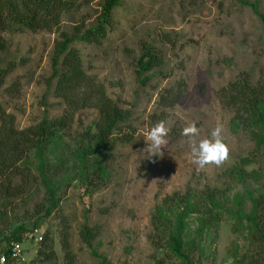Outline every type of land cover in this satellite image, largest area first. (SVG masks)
<instances>
[{
    "label": "rangeland",
    "instance_id": "374dc122",
    "mask_svg": "<svg viewBox=\"0 0 264 264\" xmlns=\"http://www.w3.org/2000/svg\"><path fill=\"white\" fill-rule=\"evenodd\" d=\"M71 1L59 31L9 28L0 32L4 43L0 69L8 71L0 103L18 129L36 126L45 117L62 116L65 110L62 99L46 95L55 42L61 32L72 35L96 23L104 0ZM241 1L257 2L264 14V0H122L102 44L74 43L88 75L123 109L132 111L133 133L128 141L121 139L123 133L110 140L108 178L97 181L89 193L78 182L64 188L59 194L60 207L48 218L43 217L46 193L31 158L32 172L14 180L19 194L6 208L5 195L0 192V232L8 223L11 230L26 226L29 234L50 232L57 264H156L161 258L165 264H183L164 243L162 250L158 248L153 216L167 198L209 188L219 192L223 204L228 202L216 229L192 250L187 248L191 259L196 264H248L255 258L252 264H257L261 257L260 253L254 256L257 249L248 236L247 222L239 228L228 209L236 210L238 200L249 214L251 196L260 201L258 211L264 209V155L256 153L252 131L233 128L234 112L218 97L219 90L242 73L255 83L264 78L263 25ZM144 44H153L164 60L162 74L147 85L140 83L136 69ZM13 83L19 87L14 94L6 89ZM179 84L184 85L183 94L163 110L161 94ZM163 111L169 143L151 156L143 151L145 134L155 124L153 116ZM97 119L98 110L93 106L79 110L70 133L83 135ZM191 122L201 130L197 141L209 137L218 122L223 124L224 141L230 148L223 165L197 171L189 139L181 135ZM242 163L248 174L258 171L261 177L237 179L231 171ZM36 223L38 227H34ZM85 226L92 233L89 244L82 236ZM63 235L70 245L68 258ZM23 246L28 262L40 264L36 261L40 244L26 238Z\"/></svg>",
    "mask_w": 264,
    "mask_h": 264
},
{
    "label": "trees",
    "instance_id": "16d2710c",
    "mask_svg": "<svg viewBox=\"0 0 264 264\" xmlns=\"http://www.w3.org/2000/svg\"><path fill=\"white\" fill-rule=\"evenodd\" d=\"M121 2L122 0H104L96 23L83 31L78 29L72 35L65 31L61 32L56 40L52 57L53 74L48 80L46 95L53 94L63 100L65 110L62 116L52 119L45 117L40 124L21 130L14 125V121L0 103V192L6 198L4 208L11 205V199L19 194V186L14 184V180L17 177L24 179L32 172L31 158L35 160L36 177L46 193L44 218L50 217L60 207L59 194L64 188L78 182L89 193V188L95 187L97 181L108 178L106 158L112 145L110 140L121 133H123L121 139L125 141L130 139L134 129L131 122L132 111L123 109L107 95L102 84L88 75L81 51L73 44L76 42L86 45L102 44L114 26L113 12ZM241 3L252 9L261 20L264 29V14L259 10L258 3L248 1ZM71 6V0H0V32L9 28L27 29L32 32L54 29L59 31L63 14ZM2 41L0 37V49H4ZM163 63L164 60L155 46L144 44L136 62L140 83L147 85L152 77L162 74ZM7 73V69H0V90L5 85ZM6 89L14 94L19 87L13 83ZM183 92V84L165 90L160 97V107L163 110L171 108ZM218 97L225 108L234 112L233 128L252 131L255 151L264 155V78L255 83L249 74L242 73L235 81L220 89ZM91 106L98 110V119L93 121L83 135L70 133L76 113ZM166 116V112L163 111L153 116L154 122L164 120ZM124 130L128 131L127 134ZM231 174L240 181L246 180L247 177L254 179L261 177L258 171H251L248 174L243 163L236 165ZM251 200L253 209L249 214L244 212V203L238 200L236 210L228 209V213L235 218L239 228L247 222L248 236L257 249L254 256L260 253L262 260L259 258L257 264H262L264 209L258 211L260 201L253 196ZM227 202L224 201L223 204L219 192L209 188L199 192L175 194L167 198L157 206L153 216L159 240L158 248L162 250L165 247L162 245L164 243L172 255L182 260L183 264H196L187 248L192 250L196 242L202 243L205 236L216 229L223 217L221 211ZM38 226V223L34 225ZM6 227V230L0 232L3 233L0 239V252L4 253H8L10 241H21L23 234L30 231L24 225L13 230L10 223ZM82 236L85 243L91 242L92 233L87 226L82 229ZM62 242L68 258L71 252L66 235H63ZM36 255V261L40 264H57L50 232L44 235ZM255 262L254 258L248 264ZM156 264L165 262L161 258Z\"/></svg>",
    "mask_w": 264,
    "mask_h": 264
},
{
    "label": "clouds",
    "instance_id": "9594fccd",
    "mask_svg": "<svg viewBox=\"0 0 264 264\" xmlns=\"http://www.w3.org/2000/svg\"><path fill=\"white\" fill-rule=\"evenodd\" d=\"M200 128L196 122H191L181 130V135L189 139L190 154L193 163L197 166V171L204 170L209 165L217 167L223 165L229 158L230 148L224 141V126L217 123L211 130L209 137L197 141L196 137L200 135ZM169 128L166 121L156 122L145 134L147 151L151 156L156 155V150H162L168 143Z\"/></svg>",
    "mask_w": 264,
    "mask_h": 264
},
{
    "label": "built area",
    "instance_id": "2783aa9c",
    "mask_svg": "<svg viewBox=\"0 0 264 264\" xmlns=\"http://www.w3.org/2000/svg\"><path fill=\"white\" fill-rule=\"evenodd\" d=\"M26 238L34 240L36 244H40L44 236L37 231L36 233L25 234L21 241H10L8 253L0 252V264H30L25 256V248L23 246Z\"/></svg>",
    "mask_w": 264,
    "mask_h": 264
}]
</instances>
